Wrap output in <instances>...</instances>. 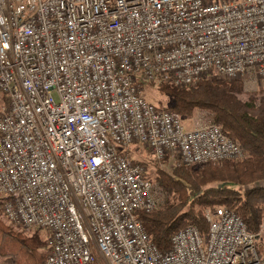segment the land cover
Segmentation results:
<instances>
[{
  "label": "built area",
  "instance_id": "2783aa9c",
  "mask_svg": "<svg viewBox=\"0 0 264 264\" xmlns=\"http://www.w3.org/2000/svg\"><path fill=\"white\" fill-rule=\"evenodd\" d=\"M244 79L264 89V0H0V208L51 230L44 264H264L258 233L207 208L161 251L137 145L186 165L240 159L218 124L187 128L144 82Z\"/></svg>",
  "mask_w": 264,
  "mask_h": 264
},
{
  "label": "trees",
  "instance_id": "16d2710c",
  "mask_svg": "<svg viewBox=\"0 0 264 264\" xmlns=\"http://www.w3.org/2000/svg\"><path fill=\"white\" fill-rule=\"evenodd\" d=\"M147 84L156 87L170 100L167 106H156L171 110L182 118H192L197 110L208 111L210 122L218 124L245 151V156L240 159L201 165L178 161L171 171L160 166L169 156L157 160L160 165L156 185L165 194L163 202L150 213L137 212L153 242L161 251H167L171 248L173 235L189 224L207 235L209 222L205 211L221 205L234 209L249 229L258 233L264 224V92L252 93L242 99L244 82L241 79L218 77L205 78L190 86L144 82V86ZM0 99L8 104L6 96L2 95ZM0 232L19 242L18 264L45 263L48 249L41 248L39 239L16 231L1 217ZM2 249L3 246L0 251ZM5 254L9 253L2 251L1 255Z\"/></svg>",
  "mask_w": 264,
  "mask_h": 264
},
{
  "label": "rangeland",
  "instance_id": "374dc122",
  "mask_svg": "<svg viewBox=\"0 0 264 264\" xmlns=\"http://www.w3.org/2000/svg\"><path fill=\"white\" fill-rule=\"evenodd\" d=\"M241 80L244 82V92L240 95L242 99H247L252 93L263 94L264 89L261 88L259 82L254 80H244V79ZM144 88H145L144 91L146 97L154 104L161 107L170 104L169 98L165 95L160 94L156 87H151L150 84H147L144 86ZM1 96L2 94L0 93V97ZM3 105H4L3 100L0 99V113H1V109L3 108ZM210 120H211L210 113L204 110H197V112L192 118H182L184 125L189 129H193L199 125L209 123ZM129 155L130 158L136 159L137 161H141L146 164L144 165L147 166L149 179L154 183L156 195L159 199V202L162 203L165 194L160 192L156 185L157 169L158 166L160 165L159 164L160 162H158L157 160L159 159L155 158L149 150L145 148H139L137 145H132L129 148ZM177 162L178 160H175L174 158H169L168 161L162 160L160 166L166 170L171 171L172 165H175ZM0 217L7 225L11 226L16 231L18 232L22 231L28 236L32 235L35 238L39 239L42 242L41 248L45 250L48 249L49 247L48 239L51 236V230L49 228H43V227L27 228L21 225L11 224L4 218L1 212V208H0ZM258 239H259L258 243L260 249L264 253V224H263V230L261 231ZM2 246H3L2 251L9 253L11 256L15 258L19 256L18 254L21 250L19 242L14 241L10 236L2 235L0 232V247ZM2 251H0V256L2 254Z\"/></svg>",
  "mask_w": 264,
  "mask_h": 264
},
{
  "label": "crops",
  "instance_id": "0c3cea01",
  "mask_svg": "<svg viewBox=\"0 0 264 264\" xmlns=\"http://www.w3.org/2000/svg\"><path fill=\"white\" fill-rule=\"evenodd\" d=\"M0 264H18V262L15 257L5 254L0 256Z\"/></svg>",
  "mask_w": 264,
  "mask_h": 264
}]
</instances>
